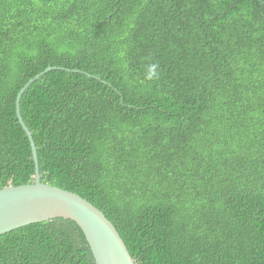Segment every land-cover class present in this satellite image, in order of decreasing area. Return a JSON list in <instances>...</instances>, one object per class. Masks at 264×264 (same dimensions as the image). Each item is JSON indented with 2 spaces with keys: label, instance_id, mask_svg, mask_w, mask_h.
Returning a JSON list of instances; mask_svg holds the SVG:
<instances>
[{
  "label": "trees",
  "instance_id": "1",
  "mask_svg": "<svg viewBox=\"0 0 264 264\" xmlns=\"http://www.w3.org/2000/svg\"><path fill=\"white\" fill-rule=\"evenodd\" d=\"M41 181L136 264H264V0H0V189ZM158 78L149 79L152 72ZM0 264H95L75 222L0 235Z\"/></svg>",
  "mask_w": 264,
  "mask_h": 264
},
{
  "label": "water",
  "instance_id": "2",
  "mask_svg": "<svg viewBox=\"0 0 264 264\" xmlns=\"http://www.w3.org/2000/svg\"><path fill=\"white\" fill-rule=\"evenodd\" d=\"M62 67L50 66L31 78L16 98V115L30 142L34 161V181L0 189V235L13 229L47 221L69 219L79 227L92 253L95 264H136L114 224L85 198L41 181L37 149L31 131L24 124L19 100L25 88L43 73Z\"/></svg>",
  "mask_w": 264,
  "mask_h": 264
},
{
  "label": "clouds",
  "instance_id": "3",
  "mask_svg": "<svg viewBox=\"0 0 264 264\" xmlns=\"http://www.w3.org/2000/svg\"><path fill=\"white\" fill-rule=\"evenodd\" d=\"M153 78H158V75L156 72H152L151 75L149 76V79H153Z\"/></svg>",
  "mask_w": 264,
  "mask_h": 264
}]
</instances>
